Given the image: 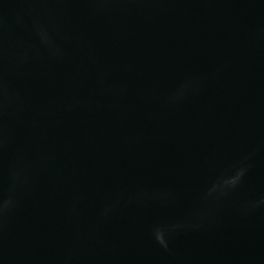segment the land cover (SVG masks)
Returning a JSON list of instances; mask_svg holds the SVG:
<instances>
[{"label": "water", "instance_id": "water-1", "mask_svg": "<svg viewBox=\"0 0 264 264\" xmlns=\"http://www.w3.org/2000/svg\"><path fill=\"white\" fill-rule=\"evenodd\" d=\"M0 264H264V0H0Z\"/></svg>", "mask_w": 264, "mask_h": 264}, {"label": "clouds", "instance_id": "clouds-1", "mask_svg": "<svg viewBox=\"0 0 264 264\" xmlns=\"http://www.w3.org/2000/svg\"><path fill=\"white\" fill-rule=\"evenodd\" d=\"M240 175H243V173H240ZM231 183L234 186L237 183V180L234 179V180L231 181ZM157 238L162 244L164 243V239L161 236H158Z\"/></svg>", "mask_w": 264, "mask_h": 264}]
</instances>
